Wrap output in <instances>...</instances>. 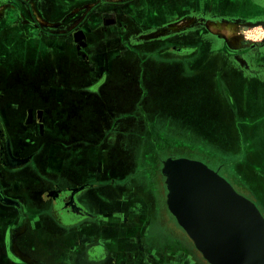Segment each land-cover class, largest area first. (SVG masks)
<instances>
[{
  "label": "crops",
  "instance_id": "crops-1",
  "mask_svg": "<svg viewBox=\"0 0 264 264\" xmlns=\"http://www.w3.org/2000/svg\"><path fill=\"white\" fill-rule=\"evenodd\" d=\"M29 1L40 17L37 0ZM160 1L114 7L108 26L144 7L153 14ZM187 1L183 21L89 44L88 56L74 37L17 41L0 33V140L9 175L18 176L8 182L78 191L77 206L88 214L80 212L75 240L79 251L93 246L91 264H197L170 243L181 235L160 207L167 159L202 163L264 217V0H227L251 6L243 20L223 14L225 0ZM215 21L261 32L233 39L213 30Z\"/></svg>",
  "mask_w": 264,
  "mask_h": 264
},
{
  "label": "flooded vegetation",
  "instance_id": "flooded-vegetation-1",
  "mask_svg": "<svg viewBox=\"0 0 264 264\" xmlns=\"http://www.w3.org/2000/svg\"><path fill=\"white\" fill-rule=\"evenodd\" d=\"M26 1L9 0L10 4L7 7H3L4 5L1 4L4 3L0 2V10L3 9V14L0 15V33L9 31L12 33L11 38L15 40L18 37L20 39L21 36L32 39L59 37L64 41H67L66 38L74 37V41H79L80 54L85 56L89 55L86 49L89 44L93 46L101 40L104 43L120 41L141 31L155 29L178 20L183 21L187 16L186 8L190 5L187 0L160 1L157 5L158 9L161 8L163 11V17L156 12L152 14L150 8L144 7L138 12L136 19H127L126 23L116 21L115 26H108L112 19H107L110 16L107 13L114 7L127 4L141 6L144 4V0H37L40 17ZM178 5L185 8L186 11L176 13L173 8ZM54 14L61 16L57 19V17H53ZM94 14L101 17H94ZM112 18H116L115 15ZM46 20L51 23L47 24ZM81 21L83 22L81 23ZM92 21L97 24L96 27L90 23ZM201 22V19H197V23ZM16 46L20 47L19 44H15V49ZM92 46L89 47V52H91ZM64 54H66V58H69L66 50ZM7 147V141L2 143L0 140V264H10L11 262L32 264L23 261L15 252L14 246L21 254L28 256L38 264L93 263V260H89L93 246L86 244L79 251L75 240L76 230L74 227L85 220L84 218L79 219L80 212L88 214L85 208L84 210L80 207L82 209L80 210L77 206L79 192L60 189L53 191L49 187L23 189L10 184L8 179L18 176L8 173L11 168L8 166L10 160L7 158ZM161 169L162 161L159 174L161 182L159 196L161 200L164 199L166 216L175 221L179 231L185 236L184 241H181V246L187 252V259L192 257L197 264H208L193 248V243L167 209L165 176ZM3 181L6 185L3 184ZM187 242L192 245V250L196 255L191 249H187Z\"/></svg>",
  "mask_w": 264,
  "mask_h": 264
},
{
  "label": "water",
  "instance_id": "water-1",
  "mask_svg": "<svg viewBox=\"0 0 264 264\" xmlns=\"http://www.w3.org/2000/svg\"><path fill=\"white\" fill-rule=\"evenodd\" d=\"M166 205L208 264H264V217L198 161L162 164Z\"/></svg>",
  "mask_w": 264,
  "mask_h": 264
},
{
  "label": "rangeland",
  "instance_id": "rangeland-1",
  "mask_svg": "<svg viewBox=\"0 0 264 264\" xmlns=\"http://www.w3.org/2000/svg\"><path fill=\"white\" fill-rule=\"evenodd\" d=\"M25 1V0H24ZM0 2H3L4 4H1V5H4L3 7H7V5H9L10 4V2H9V0H0ZM27 3L28 2H30L29 0H27L26 1ZM223 7H222V9H223V14L224 15H226V16H233V17H235V18H239V19H241V20H243V19H248V18H250L251 16H250V13H246V12H248V11H251L252 10V8H251V6H238L237 4H234L233 6L227 1V0H225L224 2H223V5H222ZM228 6H229V8H228ZM3 10V9H2ZM156 13H159V16L161 15L162 17H163V11L161 10V8H157L156 9ZM0 15H1V13H0ZM223 15V16H224ZM60 16L61 15H59V14H54L53 15V17H57V19H59L60 18ZM85 17H87V16H85ZM83 21H81V23H82ZM91 24H93L94 25V27H96L97 26V24H95V22L94 21H92V22H90ZM91 24H89V25H91ZM91 27V26H90ZM168 31H165V33H167ZM261 31H258V30H254V29H247V30H243V29H241L240 31H238V30H234L233 31V33H231V37L234 39L235 37L236 38H243V39H253V38H255V37H257L258 35L256 34V33H260ZM262 37V36H261ZM20 55H22V53H20V47H18V46H16V49H15V56H20ZM64 57L66 58L67 56H66V54H64ZM20 61H21V57H17ZM17 58H15V59H17ZM89 65L91 66V64L90 63H87V65H86V68H87V70L90 68L89 67ZM65 69H68V67H66ZM178 155V154H177ZM153 158H155V159H153L152 161L154 162V167H155V169L156 170H158V166H157V163L156 162H158V159L160 158H163V155L162 154H157V155H153ZM160 161V160H159ZM207 163H209L211 160H205ZM213 162V161H212ZM210 163V166H212L213 168H215L216 167V163ZM159 163V162H158ZM220 170V173H221V175H225V177H226V179L227 180H231V178L229 177V175L225 172H223V169H219ZM230 183L235 187V189L237 188V185L233 182V181H230ZM239 190V189H238ZM243 194H246V192H242ZM247 195V194H246ZM165 196H166V194H165ZM164 199H162L161 200V202H160V207H161V209L163 210V213H164V215H167V213H166V210L164 209ZM261 213L263 214V211H261ZM170 223H172L173 224V227L176 229V231L177 232H179V234L181 235V237L180 238H176V239H174V242L173 241H171L170 243L172 244V248H174L175 250H177V251H182V250H184L183 249V246H181V241H184V235L182 234V232L181 231H179V229H178V227H177V225H176V223H175V221L173 220V219H171L170 220ZM166 229H169V226H166L165 228H164V230H166ZM163 234V233H162ZM183 244H185V242H182ZM194 248V247H193ZM187 249H191L192 250V245L190 244L189 245V243L187 242ZM193 251V250H192ZM193 253H194V251H193ZM194 255H196V253H194ZM204 262V261H203ZM205 263V262H204Z\"/></svg>",
  "mask_w": 264,
  "mask_h": 264
},
{
  "label": "bare ground",
  "instance_id": "bare-ground-1",
  "mask_svg": "<svg viewBox=\"0 0 264 264\" xmlns=\"http://www.w3.org/2000/svg\"><path fill=\"white\" fill-rule=\"evenodd\" d=\"M215 22L216 23L211 24V26H212L211 28L217 32L224 31L227 33V35L231 36V33H233V31L235 30V27H234L235 25L233 23H228L225 26H222V24H220L218 21H215Z\"/></svg>",
  "mask_w": 264,
  "mask_h": 264
}]
</instances>
